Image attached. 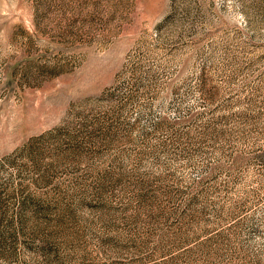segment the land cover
<instances>
[{
    "label": "rangeland",
    "instance_id": "rangeland-1",
    "mask_svg": "<svg viewBox=\"0 0 264 264\" xmlns=\"http://www.w3.org/2000/svg\"><path fill=\"white\" fill-rule=\"evenodd\" d=\"M0 264H264V0H0Z\"/></svg>",
    "mask_w": 264,
    "mask_h": 264
}]
</instances>
